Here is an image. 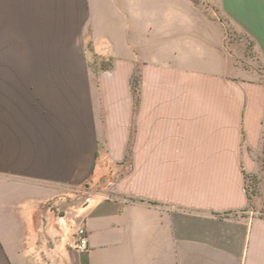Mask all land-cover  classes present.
Returning a JSON list of instances; mask_svg holds the SVG:
<instances>
[{
  "label": "crops",
  "instance_id": "crops-1",
  "mask_svg": "<svg viewBox=\"0 0 264 264\" xmlns=\"http://www.w3.org/2000/svg\"><path fill=\"white\" fill-rule=\"evenodd\" d=\"M188 1L0 0V264H264V0Z\"/></svg>",
  "mask_w": 264,
  "mask_h": 264
},
{
  "label": "built area",
  "instance_id": "built-area-1",
  "mask_svg": "<svg viewBox=\"0 0 264 264\" xmlns=\"http://www.w3.org/2000/svg\"><path fill=\"white\" fill-rule=\"evenodd\" d=\"M115 184L112 183L109 185V189L112 190L114 188ZM94 195L92 193H88L87 195L83 197V204L80 206L73 214L71 218H69V215L66 213L58 215V221L62 228H69L70 226H76V235L74 243L70 244V248L74 249L78 252H84L87 253L90 250V244H89V230L86 224V218H85V211L87 207L91 204L93 201ZM80 220V224H78V221Z\"/></svg>",
  "mask_w": 264,
  "mask_h": 264
},
{
  "label": "rangeland",
  "instance_id": "rangeland-1",
  "mask_svg": "<svg viewBox=\"0 0 264 264\" xmlns=\"http://www.w3.org/2000/svg\"><path fill=\"white\" fill-rule=\"evenodd\" d=\"M182 2H186V3H189L190 1H188V0H181ZM205 2V1H204ZM98 61H100V59H98ZM97 61V62H98ZM101 73V72H100ZM252 190H253V188L251 187V189H250V192H252Z\"/></svg>",
  "mask_w": 264,
  "mask_h": 264
}]
</instances>
